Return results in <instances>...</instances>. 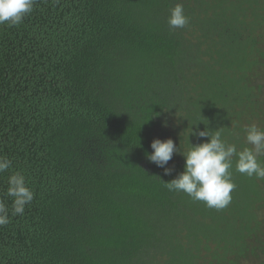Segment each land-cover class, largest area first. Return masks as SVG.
<instances>
[{
	"label": "trees",
	"instance_id": "16d2710c",
	"mask_svg": "<svg viewBox=\"0 0 264 264\" xmlns=\"http://www.w3.org/2000/svg\"><path fill=\"white\" fill-rule=\"evenodd\" d=\"M177 2L183 29L167 25ZM253 122L264 0H36L0 26V154L35 193L0 227V264H264V179L233 169L217 211L163 186L179 152L171 175L147 159L154 139L185 149L207 123L242 149Z\"/></svg>",
	"mask_w": 264,
	"mask_h": 264
},
{
	"label": "clouds",
	"instance_id": "9594fccd",
	"mask_svg": "<svg viewBox=\"0 0 264 264\" xmlns=\"http://www.w3.org/2000/svg\"><path fill=\"white\" fill-rule=\"evenodd\" d=\"M35 3L36 0H0V26H19L32 13ZM189 24L190 17L186 15L183 3H175L169 10L168 27L183 29ZM207 125L202 131L193 132L192 127L187 129L185 149L181 145L177 148L170 138L163 141L154 139L150 145L152 152L147 155V159L163 168L165 175H171L173 169L166 165L174 153L179 152L184 159L183 171L171 181L162 182L163 186L169 192L183 193L191 201L203 202L206 207L219 211L232 202L231 194L236 189L233 169L249 178L264 179V160L260 159L264 156V128L256 122L245 125L243 131L249 146L238 149L236 144L229 143L225 138L224 127L211 130ZM189 136L207 138V142L193 145L189 142ZM12 169V160L0 154V175L10 173L7 176V188L3 198H0V227L9 224L11 217L22 216L35 197L25 174Z\"/></svg>",
	"mask_w": 264,
	"mask_h": 264
}]
</instances>
